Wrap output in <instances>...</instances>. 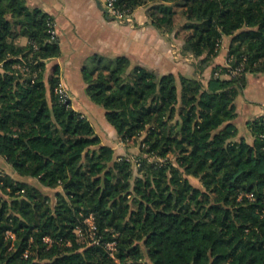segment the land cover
<instances>
[{"label": "trees", "instance_id": "trees-1", "mask_svg": "<svg viewBox=\"0 0 264 264\" xmlns=\"http://www.w3.org/2000/svg\"><path fill=\"white\" fill-rule=\"evenodd\" d=\"M148 4L157 29L180 17L183 54L204 67L228 41L240 70L218 65L204 84L91 55L86 95L119 141L138 143L133 161L62 102L50 14L0 0V264H264V117L246 122L248 140L235 108L246 74L264 76V0L115 6Z\"/></svg>", "mask_w": 264, "mask_h": 264}, {"label": "crops", "instance_id": "crops-1", "mask_svg": "<svg viewBox=\"0 0 264 264\" xmlns=\"http://www.w3.org/2000/svg\"><path fill=\"white\" fill-rule=\"evenodd\" d=\"M27 5L38 7L53 18L61 54L47 64L58 66L60 84L70 95L72 108L88 120V112L102 111L87 97L82 79L83 67L91 55L98 54L107 59L126 56L133 64L159 74L179 70L176 58L172 56L170 35L163 34L150 21V5L136 8L130 14V22H119L109 16L104 0H27ZM26 42V38L17 40L21 45ZM261 115L259 111L251 117ZM248 121L243 122L244 127ZM245 137L249 140L248 133Z\"/></svg>", "mask_w": 264, "mask_h": 264}, {"label": "rangeland", "instance_id": "rangeland-1", "mask_svg": "<svg viewBox=\"0 0 264 264\" xmlns=\"http://www.w3.org/2000/svg\"><path fill=\"white\" fill-rule=\"evenodd\" d=\"M176 10H178V8ZM174 24L175 27L170 33L163 30L161 31L163 34L166 33L170 35L171 39H169L172 41V56L176 58V67L181 70L186 76L196 78L198 80H201L202 83L206 84L207 80L213 73V69L218 65L228 69L232 75H235L237 73L236 67H234V65L230 62L228 54L226 53L228 41L224 42L223 48L221 49L219 54L213 57L209 61V63L207 65H204L203 67V64L199 62L198 58H194L191 54H183L181 51L182 35L185 31L181 28L180 17L178 15L174 17ZM22 69L23 67L21 68V71H23ZM214 75L220 76L221 78L228 77L225 74L219 75L218 72H215ZM246 77L248 82L245 88L238 93L235 99V108L237 111L236 122L239 126V134L242 137H245L247 135V131L243 126L244 121H250L261 116L264 117V76H254L251 73H247ZM259 111H261L262 113L261 116L251 117L254 113H257ZM102 113L103 111L98 109L92 110L87 113V117L89 118V121L94 128L95 134L99 137L103 145L112 147L115 150L116 155L127 157L128 159L134 161L140 153V146L138 145V143L136 145H126L119 141L116 133L112 131V128L107 124ZM0 165L6 168V165H4V163L1 161ZM136 170L137 167H135V173ZM193 181L198 184L197 179H193ZM87 222L90 223V221Z\"/></svg>", "mask_w": 264, "mask_h": 264}, {"label": "built area", "instance_id": "built-area-1", "mask_svg": "<svg viewBox=\"0 0 264 264\" xmlns=\"http://www.w3.org/2000/svg\"><path fill=\"white\" fill-rule=\"evenodd\" d=\"M117 0H104V7L106 13L118 20L119 22H130V14L123 13L118 7L115 6ZM48 26L50 28L51 38L56 37L57 33L55 30V25L52 22H48ZM240 69H237L239 71ZM58 92L61 95V100L63 103L71 102L70 95L63 88L61 84H59ZM90 221V219H89Z\"/></svg>", "mask_w": 264, "mask_h": 264}]
</instances>
